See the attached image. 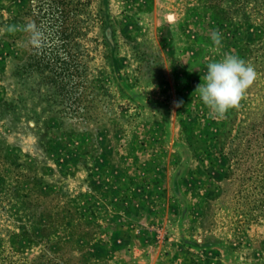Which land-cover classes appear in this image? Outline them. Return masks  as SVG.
I'll return each mask as SVG.
<instances>
[{"label": "rangeland", "instance_id": "374dc122", "mask_svg": "<svg viewBox=\"0 0 264 264\" xmlns=\"http://www.w3.org/2000/svg\"><path fill=\"white\" fill-rule=\"evenodd\" d=\"M42 3L0 0V264H264V0H62L69 85ZM225 53L257 78L217 120Z\"/></svg>", "mask_w": 264, "mask_h": 264}, {"label": "clouds", "instance_id": "9594fccd", "mask_svg": "<svg viewBox=\"0 0 264 264\" xmlns=\"http://www.w3.org/2000/svg\"><path fill=\"white\" fill-rule=\"evenodd\" d=\"M211 40L214 46H221L222 34L219 29L212 31ZM256 78L257 72L250 63L238 55L225 53L220 60L207 64L202 82L197 85L195 92L208 108L209 115L223 120L230 110L241 106Z\"/></svg>", "mask_w": 264, "mask_h": 264}, {"label": "trees", "instance_id": "16d2710c", "mask_svg": "<svg viewBox=\"0 0 264 264\" xmlns=\"http://www.w3.org/2000/svg\"><path fill=\"white\" fill-rule=\"evenodd\" d=\"M43 5L40 8V12H42L43 16V31L44 35L47 34L43 39L46 44L42 45L41 48V60L47 62V67L50 73L54 75L55 81L59 82V84H63L67 82V85L72 83L73 74L70 73V65L69 62L64 59L60 51L62 48H65V40L64 34L62 33V23L60 22V18L55 16L56 13L60 12V8H58L59 2L62 0H42ZM64 41V42H63ZM63 42V43H62ZM60 43H62L60 45ZM50 46V47H47ZM264 127V122L260 124H255L251 132L253 133V137L259 140V135L262 133L264 137V129L262 130L260 126ZM261 130L263 132H261ZM259 163L263 159L264 161V151H259L257 154ZM261 157V158H260ZM261 168H264V162L260 163ZM259 165V164H258ZM260 166V165H259ZM257 172V170L255 171ZM263 174L264 170L258 171ZM259 177H257L258 181ZM259 184L264 186V177L261 178ZM259 185L256 186V189Z\"/></svg>", "mask_w": 264, "mask_h": 264}]
</instances>
